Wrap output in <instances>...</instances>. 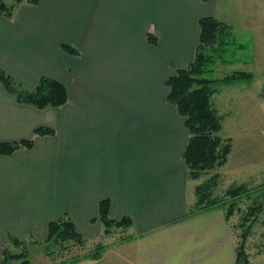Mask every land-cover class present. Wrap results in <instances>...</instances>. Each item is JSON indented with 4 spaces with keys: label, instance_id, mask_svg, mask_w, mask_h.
I'll return each mask as SVG.
<instances>
[{
    "label": "crops",
    "instance_id": "obj_1",
    "mask_svg": "<svg viewBox=\"0 0 264 264\" xmlns=\"http://www.w3.org/2000/svg\"><path fill=\"white\" fill-rule=\"evenodd\" d=\"M241 2L243 16L260 17V0ZM229 4L41 0L0 16V68L28 91L43 75L68 90L65 105L40 109L0 82V142L35 140L0 155L1 237L46 239L49 222L68 214L88 241L105 245L94 264H235L233 216L217 208L178 220L195 207L197 182L183 158L185 117L168 102L166 85L195 61L200 19L229 24L237 14ZM38 126L55 134L36 136ZM105 198L112 219H131L128 228L104 233Z\"/></svg>",
    "mask_w": 264,
    "mask_h": 264
},
{
    "label": "trees",
    "instance_id": "obj_2",
    "mask_svg": "<svg viewBox=\"0 0 264 264\" xmlns=\"http://www.w3.org/2000/svg\"><path fill=\"white\" fill-rule=\"evenodd\" d=\"M41 0H14L9 5L0 0V16L12 17L15 8L22 3L39 4ZM200 35L196 50V59L188 67L177 70L169 77L166 85L169 87L167 100L177 107L178 112L185 117V124L189 131V139L183 152V158L189 168L190 177L198 179L203 172L214 169L227 161L231 151L230 145L220 134L222 122L218 112L212 104V97L219 88V83H231L241 80H250L252 74L245 71H237L222 79L207 77L206 74L212 71V66L217 61V55H221L233 44L234 31L231 26L214 16L202 17L199 21ZM150 40L156 43V37L150 35ZM62 48L73 55H80V51L70 43H63ZM0 82L4 87L14 93L21 103H28L43 109L49 106H63L68 102V90L59 80L43 75L36 88L32 91L26 90L23 85L13 76L0 68ZM55 130L38 126L35 129L36 136L54 135ZM34 138L20 139L15 141L0 142V155H11L23 148H32ZM215 181H209L197 185V202L195 207L180 217L182 220L190 217L196 212H205L211 209H223L225 216L230 219L239 209L242 199H252L260 195L264 189V183L250 187L247 183L230 186L223 197H217L211 190ZM210 190V191H209ZM109 198L100 201L99 219L104 228V233H109L113 227L128 228L132 221L129 217L120 220L110 217ZM260 205L250 207L249 214L254 215ZM251 216L245 215V224ZM95 221V219H94ZM248 227L242 233V240L237 243V256L235 264H250V258L245 248V242L249 236ZM14 236H13V235ZM9 239L19 245L23 242L20 236L9 233ZM89 243L88 238L82 235L76 228L75 223L68 214H64L57 220L48 224V235L45 239V248L48 255H53L57 249H69L72 246L82 247ZM105 245L97 244L92 251L84 254L81 258L99 259ZM25 250L17 253H10L8 247H4L2 264H30ZM78 258L71 261H63L60 264H72Z\"/></svg>",
    "mask_w": 264,
    "mask_h": 264
},
{
    "label": "rangeland",
    "instance_id": "obj_3",
    "mask_svg": "<svg viewBox=\"0 0 264 264\" xmlns=\"http://www.w3.org/2000/svg\"><path fill=\"white\" fill-rule=\"evenodd\" d=\"M4 1L9 5L14 3V0ZM229 2V6L233 4L231 8L237 13L235 16H227L226 19L229 20V24L232 22L230 21L232 16L237 19L232 28L234 31L233 44L221 55H217L212 71L206 76L222 79L234 72L245 71L251 73L252 77L250 80L238 82H221L212 97V104L222 122L220 134L230 145L231 151L224 164L203 172L196 182L200 185L215 181L211 185V190L217 197H223L230 186L245 182L252 187L264 183V0H260L262 6L259 9V12L261 10L260 17L254 16V18L243 16L246 11L242 7V2L241 5L237 3V0H229ZM252 20L255 24L254 21L251 23ZM248 24H251L254 29L246 28ZM260 192L261 194L257 197L240 201L239 209L230 223L237 243L241 242L245 228L248 227L250 230L245 242L250 264H264V189ZM256 204L260 205L256 213L249 214L250 207ZM245 215L251 217L242 225ZM116 229L121 230L120 227H113L111 231ZM1 235L2 233L0 234L1 264L4 247H8L10 253L25 250L30 264H60L63 261H71L72 258L79 259L99 244L98 239L94 238L82 247L61 248L57 249L53 255H48L45 238L38 239L34 235L20 236L23 242L17 245L13 239H9L8 235L4 238ZM104 251L105 248L102 254ZM93 260L100 259L81 258L72 264H94ZM111 260H105L101 264H107ZM15 264H20V262H15ZM114 264L124 263L118 260Z\"/></svg>",
    "mask_w": 264,
    "mask_h": 264
}]
</instances>
